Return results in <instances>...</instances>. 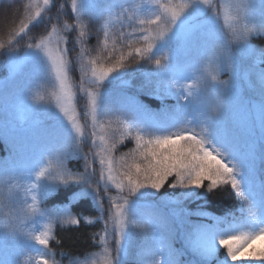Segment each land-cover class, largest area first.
<instances>
[{
    "label": "snow or ice",
    "instance_id": "1",
    "mask_svg": "<svg viewBox=\"0 0 264 264\" xmlns=\"http://www.w3.org/2000/svg\"><path fill=\"white\" fill-rule=\"evenodd\" d=\"M106 4L93 12L86 0H27L0 37L11 75L0 84V137L10 145L0 159V226L24 250L13 264H60L57 225L82 221L102 225L98 249L83 258L61 251L69 264H127L140 234L137 264L264 262L255 248L264 242V47L251 43L264 35V15L255 25L243 0ZM142 62L152 69L137 91L176 100L158 114L125 90ZM127 140L134 147L117 156ZM72 159L82 171L68 167ZM170 177L179 195L161 194ZM69 186L66 203L40 207ZM226 186L238 207L217 216L207 197ZM85 201L96 216L71 212Z\"/></svg>",
    "mask_w": 264,
    "mask_h": 264
},
{
    "label": "trees",
    "instance_id": "2",
    "mask_svg": "<svg viewBox=\"0 0 264 264\" xmlns=\"http://www.w3.org/2000/svg\"><path fill=\"white\" fill-rule=\"evenodd\" d=\"M61 2H64V0H61ZM27 3V0H0V37H6L9 29L15 24H18L20 14L23 11V5ZM107 6L106 2H102L101 10L105 9ZM261 16L264 15V6L260 8ZM98 12V9L97 11ZM106 14V13H105ZM89 15L83 17L86 21L88 20ZM69 22H71V17H68ZM98 24H93L92 27V34L88 40L89 46H94L97 42V35L96 28L98 27ZM43 32V28L33 29L30 35L37 36L40 33ZM73 34H69V42L70 45L72 43V37ZM26 40H21L20 44L26 43ZM251 42L255 43L256 46L264 47V35L254 37ZM78 50V49H77ZM74 55V53H73ZM7 55L0 53V61H3ZM135 67V66H134ZM152 69V65H149L147 63H143L140 66V71L135 72L132 76L125 77L126 80L131 81V87L126 88L128 95H135L136 98L144 105L147 106L148 109L151 110V113L158 114L159 110L164 106H173L176 103L175 98L173 97H163L161 99H156L151 95H148V91L150 89H144L143 91H137L140 87V85L144 82V77L141 73H146ZM73 76L75 79H79V73L73 72ZM227 76V77H226ZM230 73L228 72H221L220 73V79L223 80L224 77L229 79ZM11 86V85H10ZM115 87V86H114ZM165 99L167 101H165ZM2 103V101H0ZM82 103V102H81ZM115 112L117 115H125L128 119H133L136 116V113L133 111H128L126 113H122L118 106L117 109H115ZM133 142L131 140L125 141L124 144L120 145L117 149V151H121L122 153L133 146ZM9 148L10 145L8 142L3 138L0 137V159H3L4 157H7L9 155ZM88 150V146H85V151ZM82 160H76L72 159L68 161V167L76 170L82 171ZM97 168H99V165L97 164ZM174 177H170V180H172ZM169 182V184L171 183ZM205 186H207V181L205 182ZM75 190L73 186H69L66 190L61 189L58 194H54L50 197H48L45 201H43L40 205L41 208L49 209L54 206L64 204L67 201L65 200V197L68 195L69 192ZM203 189H201V192ZM171 192V188L168 187V184L166 183L164 188L161 189V194H168ZM112 194L116 195L115 190H112ZM233 192L230 188H223V189H217L214 192H212L207 197V210L214 213L217 216H220L224 213V211L232 205L233 200ZM155 199H157L155 197ZM205 203L203 200H198L195 202H188L187 206L189 208H195L198 204ZM107 204V202H106ZM71 212L75 214H79L83 212L85 215L89 216H96L98 213H96L91 207L90 203L85 201L81 202L79 204H75L71 207ZM208 220L203 221L204 223H207ZM38 223H43V221H38ZM102 225L100 223H96L94 225L86 226L85 223L82 221L80 226H69V227H60L57 225L55 229V236L57 239L60 240V245H57L55 241L51 243V247L55 249L57 252V255L55 257L56 260L60 261V264H69V257H63L59 255L61 251H67L71 252L73 255H79L81 258L84 257L86 253H91L98 249V245L93 242L92 237L101 232ZM8 236V238H6ZM98 239V237H97ZM145 241V237L143 234H140L137 236L136 241L132 248V254L129 257L127 264H137V258H136V252L138 251L139 246L143 245ZM173 246L177 249L182 247V238L177 237L175 240H173ZM0 247L2 249V252H0V261H7L8 264H13V261L18 259H23L19 253L24 251L21 249L15 241H13L10 238V234H6L5 229L3 226H0Z\"/></svg>",
    "mask_w": 264,
    "mask_h": 264
},
{
    "label": "rangeland",
    "instance_id": "3",
    "mask_svg": "<svg viewBox=\"0 0 264 264\" xmlns=\"http://www.w3.org/2000/svg\"><path fill=\"white\" fill-rule=\"evenodd\" d=\"M103 1L106 2V0H86V2L88 4L94 5L93 12H96L97 9H98V12L102 11L101 6H102ZM243 2L250 5V8L247 10V15H248L249 19L252 20L255 23V25L258 26L260 23V19L262 17L260 8L264 6V0H243ZM86 15L88 16V14H86ZM87 18L89 19V17H87ZM251 43L253 45H256L253 42H251ZM25 44L26 43L19 45V57H21V58L24 55V45ZM185 55H187V53H185ZM18 63H20L19 60H18ZM226 77H224L223 80H228ZM10 79H11V75H10V68H9V58L7 56L3 61H0V84H4L5 82L9 81ZM165 101H167V100L165 99ZM132 147H134V144ZM127 151H128V149H126L123 153H125ZM121 153L122 152L120 150L116 151L117 156H119ZM169 182H171L170 178H169L167 184H169ZM225 188H229V187L226 186ZM202 191H204V189ZM179 193H180V189L177 188V189H171V192L166 194V195H179ZM156 198L159 199V196H157ZM187 204H188V202H187ZM237 207H238V205L236 204L235 197L233 195L232 205H230L224 211V213L222 215H224L228 211H235ZM222 215H220V216H222ZM237 215H239V213H237ZM210 222L211 221H207V223H210ZM255 248L257 250L264 248V242H257V244L255 245ZM248 251L251 252L252 249H249ZM242 264H264V262L252 260V261L242 262Z\"/></svg>",
    "mask_w": 264,
    "mask_h": 264
}]
</instances>
